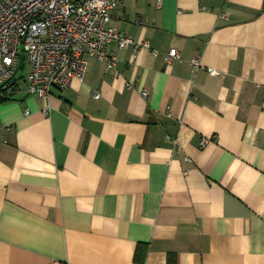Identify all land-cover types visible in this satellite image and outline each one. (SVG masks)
I'll return each mask as SVG.
<instances>
[{
	"label": "crops",
	"instance_id": "crops-1",
	"mask_svg": "<svg viewBox=\"0 0 264 264\" xmlns=\"http://www.w3.org/2000/svg\"><path fill=\"white\" fill-rule=\"evenodd\" d=\"M117 14L150 48L0 103V264H264V0Z\"/></svg>",
	"mask_w": 264,
	"mask_h": 264
},
{
	"label": "built area",
	"instance_id": "built-area-1",
	"mask_svg": "<svg viewBox=\"0 0 264 264\" xmlns=\"http://www.w3.org/2000/svg\"><path fill=\"white\" fill-rule=\"evenodd\" d=\"M163 2L155 0L159 8ZM122 5L123 0H0V88L12 83L21 55L30 67L25 90L45 99L55 87L68 88L74 78L84 79L91 57L117 71V55L108 51L111 43L121 49L133 45L135 54L150 48L148 40L135 42L110 25ZM164 58L173 63L182 59V53L173 47ZM191 63L195 69L204 68L199 57H193ZM207 70L217 73L212 67ZM142 93L149 96L146 89ZM49 112L47 105L45 114Z\"/></svg>",
	"mask_w": 264,
	"mask_h": 264
},
{
	"label": "trees",
	"instance_id": "trees-1",
	"mask_svg": "<svg viewBox=\"0 0 264 264\" xmlns=\"http://www.w3.org/2000/svg\"><path fill=\"white\" fill-rule=\"evenodd\" d=\"M20 58L19 68L17 74L12 79V83L6 88H0V103L16 100L17 95L24 91L23 83L27 84L25 72L28 65L24 55H21ZM142 247H144L143 252L140 250ZM141 248L139 246L138 251L136 252V260L137 262L143 263L146 258L148 246L141 245Z\"/></svg>",
	"mask_w": 264,
	"mask_h": 264
},
{
	"label": "rangeland",
	"instance_id": "rangeland-1",
	"mask_svg": "<svg viewBox=\"0 0 264 264\" xmlns=\"http://www.w3.org/2000/svg\"><path fill=\"white\" fill-rule=\"evenodd\" d=\"M29 71H30V67H27V70L25 72L26 77L29 74ZM23 87H24V89L26 88V83H23Z\"/></svg>",
	"mask_w": 264,
	"mask_h": 264
}]
</instances>
